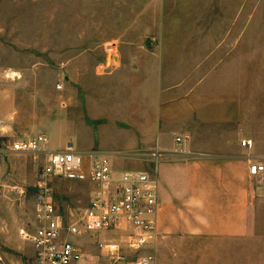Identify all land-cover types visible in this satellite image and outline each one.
I'll return each instance as SVG.
<instances>
[{
  "label": "rangeland",
  "instance_id": "obj_1",
  "mask_svg": "<svg viewBox=\"0 0 264 264\" xmlns=\"http://www.w3.org/2000/svg\"><path fill=\"white\" fill-rule=\"evenodd\" d=\"M120 52L156 55L171 81L181 68L189 81L198 71L202 82L219 87L224 105L235 81V117L242 118L244 64L264 57V0H0V264H38L31 238L41 198L50 196L68 221L92 197L88 183L44 180L46 153L15 152L12 145L44 134L48 149L63 151L71 143L73 97L80 104L82 87L92 82L73 78L74 67L94 69ZM257 94L253 102L264 107ZM152 152L140 161L153 163ZM251 181L255 221L264 226V177ZM100 239L83 242L92 261Z\"/></svg>",
  "mask_w": 264,
  "mask_h": 264
},
{
  "label": "crops",
  "instance_id": "obj_2",
  "mask_svg": "<svg viewBox=\"0 0 264 264\" xmlns=\"http://www.w3.org/2000/svg\"><path fill=\"white\" fill-rule=\"evenodd\" d=\"M117 54L94 69L74 67L73 78L92 79L82 87L80 104L73 97L66 131L74 149L88 166L90 156L110 158L119 172L151 166L159 186V237L146 251L156 264H264V226L255 221L249 174L252 162L264 161L258 151L264 107L253 102L257 93L264 98V57L244 64L245 97L237 119L235 81L224 105L219 87L202 82L198 71L189 81L181 68L171 81L156 55ZM110 61L117 63L114 70ZM178 136L189 139L178 146ZM155 149L165 159L140 161ZM132 165L139 169L126 170Z\"/></svg>",
  "mask_w": 264,
  "mask_h": 264
},
{
  "label": "built area",
  "instance_id": "obj_3",
  "mask_svg": "<svg viewBox=\"0 0 264 264\" xmlns=\"http://www.w3.org/2000/svg\"><path fill=\"white\" fill-rule=\"evenodd\" d=\"M57 89L62 90V86L58 85ZM188 139V136H178L176 145L181 146ZM48 145V137L39 134L14 142L12 149L46 153L44 180L58 178L88 183L92 197L84 212L68 221L50 196L38 201L37 229L31 238L38 264H156L151 253L137 258L135 254L147 250L159 237L157 177L145 171H116L108 157L90 156L88 166L86 157L72 143L60 152H50ZM242 146L252 148L248 141H243ZM151 154L153 163L165 159V154L158 149ZM249 174L253 178L264 177V161L252 162ZM97 236L102 238L95 242L100 255L92 261L84 251L83 242Z\"/></svg>",
  "mask_w": 264,
  "mask_h": 264
}]
</instances>
